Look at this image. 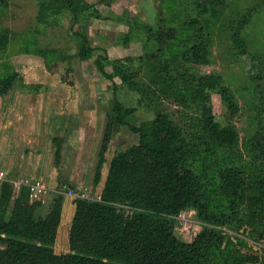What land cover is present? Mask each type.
<instances>
[{"label": "rangeland", "instance_id": "374dc122", "mask_svg": "<svg viewBox=\"0 0 264 264\" xmlns=\"http://www.w3.org/2000/svg\"><path fill=\"white\" fill-rule=\"evenodd\" d=\"M69 2L92 5L78 16L74 27L66 8ZM192 3V0H0V82L12 72L21 77L0 96V170L5 173L6 166L12 169L8 175L5 173L6 178L43 177L49 189H54L57 181L39 215L48 212L55 197L67 200L69 186L84 189L87 200L99 199L98 188L112 156L138 141L128 128L113 126L100 181L93 187L97 151L114 95L125 107L136 109L137 124L151 119L155 107L182 127L188 139L196 140L187 167L200 181L201 201L216 221L224 215L223 225L207 227L223 236L221 247L231 243L228 245L234 257H243L244 264H264V236L254 238L248 224L239 227L238 223H232L234 215L231 221L227 202L215 189L225 167H240L249 177L257 172L264 175V4L262 0H226L227 4L205 14L208 24L204 23L202 29L209 33L211 65L199 70L219 76L239 108L236 115L230 116L219 94L211 93L216 121L221 126H233L238 134L237 146L226 148L203 146L199 142L203 135L194 127L197 108L191 89L182 85L192 76L189 63L182 59L194 34L185 24L195 18ZM251 9L252 19L240 32L241 43L233 45L231 28L236 29V22ZM158 28L174 29L176 40L158 49L146 31ZM74 31L88 37L94 49L91 60L78 59ZM97 57L107 74H113L116 61L132 70L146 99L139 103L141 95L130 91L118 76L107 80L98 74L93 63ZM258 75L263 77L261 81L251 79ZM154 76L162 77L163 81L152 82ZM53 137L60 140L59 159L54 156ZM69 146L80 151V163L71 164L69 154L66 155L69 162L62 163V154ZM21 168L29 172L20 174ZM117 207L126 217L133 213L129 206ZM68 210L64 212L59 233V242L65 235V250ZM242 215L248 217L247 213ZM202 227L195 210L186 209L175 218L174 234L183 242H191ZM251 256L258 261L250 262Z\"/></svg>", "mask_w": 264, "mask_h": 264}, {"label": "trees", "instance_id": "16d2710c", "mask_svg": "<svg viewBox=\"0 0 264 264\" xmlns=\"http://www.w3.org/2000/svg\"><path fill=\"white\" fill-rule=\"evenodd\" d=\"M192 1L195 18L185 24L194 34L182 54V59L189 63L192 76L182 85L187 84L191 89L197 108L194 127L203 135L199 142L203 146L233 148L238 144L237 131L231 125L221 126L216 121L211 93L219 94L221 104L230 116L238 113V105L229 89L220 83L219 76L212 72L203 74L199 70L211 65L209 33L202 29L207 23L205 14L227 3L226 0ZM262 2L264 4V0ZM66 8L74 27L78 16L92 5L69 2ZM252 13V9L248 10L236 24L233 22L236 26V29L231 28L233 45H240V32L251 21ZM146 31L158 49L176 40V31L172 28ZM73 36L78 40V59L82 62L91 60L94 49L88 37L78 31H74ZM93 63L104 79L118 76L130 91L138 92L141 95L139 103L142 98L146 99L136 74L118 65L119 61L115 62L113 74L104 71L100 57ZM19 78L18 73L12 72L2 79L0 96L5 95ZM251 79L261 81L263 77L258 75ZM160 81H163L162 77H153L152 82ZM115 89L113 87V91ZM113 99L97 151L92 186L96 187L100 181L114 125L128 128L137 135L138 141L112 156L99 199L73 200L69 252L56 254L53 250L61 221L62 196L55 197L48 212L39 215L43 207L41 201H30L24 187L18 195H13L12 185L7 180L0 182V264H244L243 257H234L228 245L231 243L221 247L223 236H217L207 227L208 224L223 225L224 215L216 221L201 201L200 181L187 167L196 140L188 139L182 127L160 109L154 107L152 118L137 124L134 120L136 109L125 107L115 95ZM58 139L52 138L56 159L61 153ZM260 173L249 177L240 167H225L215 186L227 202L231 221L234 215L232 223H238L239 227L248 224L254 238L264 236V175ZM118 205L129 206L133 213L126 217ZM186 209L195 210L197 219L203 224L191 242H183L174 234L175 218ZM242 212L248 217L243 218ZM257 261V257H250V262Z\"/></svg>", "mask_w": 264, "mask_h": 264}, {"label": "crops", "instance_id": "0c3cea01", "mask_svg": "<svg viewBox=\"0 0 264 264\" xmlns=\"http://www.w3.org/2000/svg\"><path fill=\"white\" fill-rule=\"evenodd\" d=\"M32 100V99H31ZM0 130H2V128L0 127ZM1 135V134H0ZM70 148V149H69ZM67 149H68V151H65L62 155V163H65V162H69V159H68V157L66 156L67 154H69L70 155V162H71V164H77V163H80L81 162V156H80V151L79 150H77L75 147H73V146H69V147H67ZM71 150V151H70ZM9 160V159H8ZM61 163V164H62ZM61 166H63V164L61 165ZM6 168H7V170L5 171V173L8 175L9 174V172L12 170L11 168H9V167H7L6 166ZM19 172H20V174H24V173H28L29 172V170L28 169H26V168H21V169H19L18 170ZM0 172H3V171H1L0 170ZM4 173V172H3ZM55 173H56V175H57V172H56V170H55ZM106 177V176H105ZM105 177L103 178V181H102V185H101V187L100 188H98L99 189V192H98V197L97 198H99V196H100V193H101V190H102V188H103V185H104V181H105ZM38 178V177H37ZM39 178H41V177H39ZM6 179H8V181H13V180H18V179H28V180H32V179H36V178H18V179H13V178H6ZM42 179H43V177H42ZM45 181H46V179H44ZM55 184H57V181L55 182L54 181V184H53V188L55 189V187H56V185ZM55 185V186H54ZM69 189H71V190H73V191H80V192H85V191H83V190H81V188H78V187H76L75 188V186H69L68 187ZM54 189H49V191H48V193L43 197V199L41 200V203L42 204H44L45 203V198L47 197V195L50 193V192H53L54 191ZM66 196H68V195H66ZM73 200L74 199H72L70 196H68V198H67V200H65L64 202H63V204H62V212H61V221H60V224H59V227H58V230H57V237H56V240H55V243H54V246H53V250H54V252L56 253V254H65V253H67V252H69V250H68V245H67V248H66V250H65V244H64V238H65V235H63V236H61L62 237V241L61 242H59V233H60V228H61V224H62V220H63V218H64V212H65V210H66V208L68 209L69 208V216H70V221L67 223V225H66V232H65V234H67V237H68V231H69V227H70V222H71V219H72V216H73V213H74V203H73ZM58 243H59V247H58ZM67 244H68V241H67Z\"/></svg>", "mask_w": 264, "mask_h": 264}, {"label": "built area", "instance_id": "2783aa9c", "mask_svg": "<svg viewBox=\"0 0 264 264\" xmlns=\"http://www.w3.org/2000/svg\"><path fill=\"white\" fill-rule=\"evenodd\" d=\"M5 173L0 172V182L7 181L5 177ZM12 185V192L13 194H17L22 187L27 188L30 201H41L43 197L48 193L49 187L46 183V181L42 178H36L32 180L28 179H18L9 181ZM68 196H70L72 199H87V194L80 191H68Z\"/></svg>", "mask_w": 264, "mask_h": 264}]
</instances>
